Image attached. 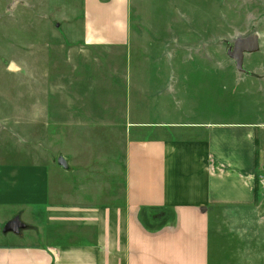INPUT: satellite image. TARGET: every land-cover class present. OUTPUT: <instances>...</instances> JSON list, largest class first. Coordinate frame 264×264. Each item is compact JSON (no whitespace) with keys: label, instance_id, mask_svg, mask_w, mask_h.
Listing matches in <instances>:
<instances>
[{"label":"crops","instance_id":"obj_1","mask_svg":"<svg viewBox=\"0 0 264 264\" xmlns=\"http://www.w3.org/2000/svg\"><path fill=\"white\" fill-rule=\"evenodd\" d=\"M84 5L91 44H128L130 0ZM109 12L122 17L118 35L102 22ZM252 30L259 49L245 52L243 70L228 64L253 100L248 117L161 120L166 89L144 87L146 72L132 74L130 95L58 74L27 108L29 137L49 148L25 155V199H0L17 207L5 224L19 216L26 225L0 242V264H264V23Z\"/></svg>","mask_w":264,"mask_h":264},{"label":"rangeland","instance_id":"obj_2","mask_svg":"<svg viewBox=\"0 0 264 264\" xmlns=\"http://www.w3.org/2000/svg\"><path fill=\"white\" fill-rule=\"evenodd\" d=\"M84 6V0H0V199H25L20 188L25 189V155L49 148L43 136L29 137L27 108L48 97L44 91L57 87L62 72L73 75L71 82L77 76L79 88L97 82L103 92L114 84L123 93L129 87V95L135 88L132 74L146 72L144 87L153 82L166 89L168 111L157 112L166 121L216 120L222 113L226 119L243 118L249 115L242 110L250 113L254 107L251 97L241 93L235 69L228 68L236 66L228 49L264 23V0H130L128 44L106 47L85 38ZM119 18L109 12L102 22L118 35ZM207 56L225 64L203 59ZM159 69L164 79L155 83L151 74ZM83 97L94 99L85 90ZM150 117L156 119L154 112ZM1 208L0 242L17 240L14 232L3 233L4 216L17 207ZM22 217L28 220L26 212Z\"/></svg>","mask_w":264,"mask_h":264},{"label":"water","instance_id":"obj_3","mask_svg":"<svg viewBox=\"0 0 264 264\" xmlns=\"http://www.w3.org/2000/svg\"><path fill=\"white\" fill-rule=\"evenodd\" d=\"M259 49V35L256 32H252L246 36H240L234 41V46L228 49V55L235 60L236 66L239 70H243V58L245 52H253ZM10 69L15 68V64L9 65ZM60 164L66 166L63 158L59 160ZM26 225L19 216H15L9 220L3 227V232H19Z\"/></svg>","mask_w":264,"mask_h":264},{"label":"built area","instance_id":"obj_4","mask_svg":"<svg viewBox=\"0 0 264 264\" xmlns=\"http://www.w3.org/2000/svg\"><path fill=\"white\" fill-rule=\"evenodd\" d=\"M262 182L264 183V176L262 177Z\"/></svg>","mask_w":264,"mask_h":264}]
</instances>
